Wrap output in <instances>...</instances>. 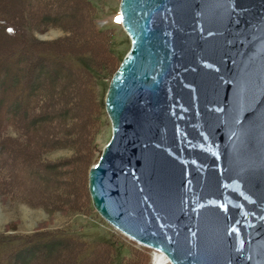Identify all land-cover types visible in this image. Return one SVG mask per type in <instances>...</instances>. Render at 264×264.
Listing matches in <instances>:
<instances>
[{"label":"water","instance_id":"obj_1","mask_svg":"<svg viewBox=\"0 0 264 264\" xmlns=\"http://www.w3.org/2000/svg\"><path fill=\"white\" fill-rule=\"evenodd\" d=\"M95 210L170 264H264V0H121Z\"/></svg>","mask_w":264,"mask_h":264},{"label":"rangeland","instance_id":"obj_2","mask_svg":"<svg viewBox=\"0 0 264 264\" xmlns=\"http://www.w3.org/2000/svg\"><path fill=\"white\" fill-rule=\"evenodd\" d=\"M120 1L37 0L28 8L23 0H0V25L3 18L30 20L37 43L25 64L39 84L29 102L32 121L0 124V264H153L155 250L102 218L88 187L92 149L100 151L112 136L107 90L131 48ZM35 12L41 18L32 20ZM100 17L99 25H112L102 35L92 25ZM16 44L0 29V108L3 87L11 99L21 82L19 72L3 81ZM15 240L35 246L16 253Z\"/></svg>","mask_w":264,"mask_h":264},{"label":"trees","instance_id":"obj_3","mask_svg":"<svg viewBox=\"0 0 264 264\" xmlns=\"http://www.w3.org/2000/svg\"><path fill=\"white\" fill-rule=\"evenodd\" d=\"M23 1L28 6V8H32V7L34 8V7H37L38 5L37 0H23ZM35 13H38V12H35ZM40 15H41L40 12L37 15H32L34 16L32 20L36 18V16L38 17ZM24 18L29 23H25L23 19L20 21H16L12 19L3 18V20L1 21V25H0V29H3V35L15 39L17 43L14 48L15 50L13 49L14 54H11L9 59L6 60L7 63H9L10 65L8 66L7 64L4 65L6 66L7 69L3 70V81L5 80V78L9 79L8 72L9 74L14 73V72L15 73L19 72L21 74V77H20L21 82H19L15 86H12L13 88L12 91L17 92L16 95L14 96L12 94L13 98L7 99L6 97L8 95L7 88L3 87V94H2L1 102L2 103L5 102V103H3V106L1 107L2 109L0 108V124L3 125V127H5L8 124H18L19 122L21 123L22 120L25 118H26L25 120H28V123L32 121L29 119L31 115V114L29 115V112L31 111L30 109L31 106L29 105L30 104L29 102L32 101L31 99L34 97L35 94H37L36 92H38V89H39L38 81L33 79L34 77L33 65L29 67L30 65L25 64L27 62V54L28 55L31 54L30 52L31 46L36 45L37 41L31 34L30 20L27 18L26 15H24ZM38 18H41V17H38ZM104 19L100 17V18H94L92 20L93 29L95 33L98 35H102L110 26H112V25H108V22L110 21H108L107 23L103 25H99L100 21ZM37 57L41 58L40 60L49 61L48 58L45 57V55H39ZM34 59L36 58L34 57L31 58V61L32 62L38 61V59L36 60ZM17 61L18 62L21 61V65L18 66L14 64V62H17ZM27 78L28 80H26ZM92 150H93L94 155L97 157L100 151L97 150L95 147ZM21 242L23 243L22 246L17 249L18 245ZM24 242L25 241H21V240L13 241L12 246H15L14 251L16 253L24 254L25 252L31 250L33 244H26L27 242L26 243ZM37 244L38 243H36V245Z\"/></svg>","mask_w":264,"mask_h":264},{"label":"bare ground","instance_id":"obj_4","mask_svg":"<svg viewBox=\"0 0 264 264\" xmlns=\"http://www.w3.org/2000/svg\"><path fill=\"white\" fill-rule=\"evenodd\" d=\"M153 264H169V262L167 261V258L162 253L155 252Z\"/></svg>","mask_w":264,"mask_h":264}]
</instances>
